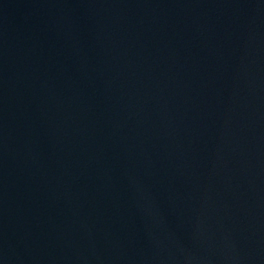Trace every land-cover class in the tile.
I'll return each instance as SVG.
<instances>
[{
	"label": "water",
	"instance_id": "95a60500",
	"mask_svg": "<svg viewBox=\"0 0 264 264\" xmlns=\"http://www.w3.org/2000/svg\"><path fill=\"white\" fill-rule=\"evenodd\" d=\"M0 264H264V0H0Z\"/></svg>",
	"mask_w": 264,
	"mask_h": 264
}]
</instances>
